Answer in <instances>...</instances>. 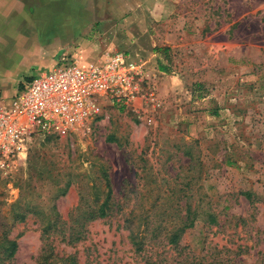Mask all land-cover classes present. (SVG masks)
I'll return each instance as SVG.
<instances>
[{"label": "rangeland", "instance_id": "obj_1", "mask_svg": "<svg viewBox=\"0 0 264 264\" xmlns=\"http://www.w3.org/2000/svg\"><path fill=\"white\" fill-rule=\"evenodd\" d=\"M133 2L75 57L126 53L137 98L0 153V264H264V0Z\"/></svg>", "mask_w": 264, "mask_h": 264}, {"label": "crops", "instance_id": "obj_2", "mask_svg": "<svg viewBox=\"0 0 264 264\" xmlns=\"http://www.w3.org/2000/svg\"><path fill=\"white\" fill-rule=\"evenodd\" d=\"M137 8L133 0H0V96L10 101L33 72H44L64 53L78 59L76 51L85 54L94 48L92 44L100 49L92 56L109 51V45L119 40V20ZM134 21L131 16L124 23L139 26ZM120 38L127 47L117 44L119 49L135 42L131 34ZM143 50L144 46L136 44L130 57Z\"/></svg>", "mask_w": 264, "mask_h": 264}, {"label": "built area", "instance_id": "obj_3", "mask_svg": "<svg viewBox=\"0 0 264 264\" xmlns=\"http://www.w3.org/2000/svg\"><path fill=\"white\" fill-rule=\"evenodd\" d=\"M49 72L22 86L6 102L0 96V153L27 154L34 135H61L100 112L101 102L129 105L140 92L144 69L124 52L81 63L64 53Z\"/></svg>", "mask_w": 264, "mask_h": 264}, {"label": "trees", "instance_id": "obj_4", "mask_svg": "<svg viewBox=\"0 0 264 264\" xmlns=\"http://www.w3.org/2000/svg\"><path fill=\"white\" fill-rule=\"evenodd\" d=\"M159 64H160V66L162 65V63L159 61ZM163 71L164 72H166L164 69H163ZM246 195V197L248 198V199H250V200H252V195L251 194H249V193H247V194H245ZM100 215L102 216V217H104L106 214H105V209H104V206H102L101 207V209H100ZM210 218L212 219L211 221L212 222H216V219H215V217L214 216H210ZM178 232H175L173 235H172V242L173 243H176L177 242V240H178V238H179V234H177ZM133 237H134V235H133ZM143 243V242H142ZM142 243L139 241V240H137L136 238H134V244L137 246V250H139V249H141L142 248ZM10 244H11V247H12V249H11V253H12V255L15 253V250H16V247H17V245H16V242H10ZM71 264H78L75 260H73L72 262H71Z\"/></svg>", "mask_w": 264, "mask_h": 264}]
</instances>
